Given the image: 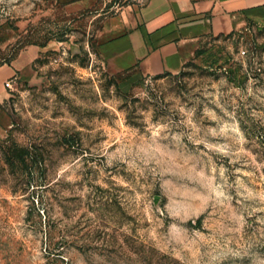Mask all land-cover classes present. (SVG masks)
<instances>
[{
	"label": "rangeland",
	"instance_id": "1",
	"mask_svg": "<svg viewBox=\"0 0 264 264\" xmlns=\"http://www.w3.org/2000/svg\"><path fill=\"white\" fill-rule=\"evenodd\" d=\"M125 0H0V264H264V22L177 73L113 72Z\"/></svg>",
	"mask_w": 264,
	"mask_h": 264
},
{
	"label": "crops",
	"instance_id": "2",
	"mask_svg": "<svg viewBox=\"0 0 264 264\" xmlns=\"http://www.w3.org/2000/svg\"><path fill=\"white\" fill-rule=\"evenodd\" d=\"M248 21L264 22V0H125L99 29L98 51L116 73H177L206 36L232 32ZM42 51L27 45L0 62V96L10 81L34 75Z\"/></svg>",
	"mask_w": 264,
	"mask_h": 264
},
{
	"label": "built area",
	"instance_id": "3",
	"mask_svg": "<svg viewBox=\"0 0 264 264\" xmlns=\"http://www.w3.org/2000/svg\"><path fill=\"white\" fill-rule=\"evenodd\" d=\"M135 1L138 2V3H142V2H144L146 0H135Z\"/></svg>",
	"mask_w": 264,
	"mask_h": 264
}]
</instances>
